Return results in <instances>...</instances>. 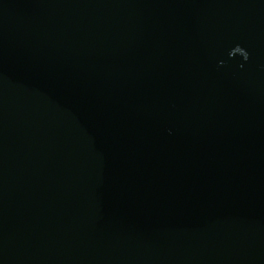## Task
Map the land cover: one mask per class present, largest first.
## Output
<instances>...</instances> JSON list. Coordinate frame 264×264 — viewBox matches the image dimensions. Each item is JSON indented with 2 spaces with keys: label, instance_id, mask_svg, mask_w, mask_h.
<instances>
[{
  "label": "water",
  "instance_id": "95a60500",
  "mask_svg": "<svg viewBox=\"0 0 264 264\" xmlns=\"http://www.w3.org/2000/svg\"><path fill=\"white\" fill-rule=\"evenodd\" d=\"M0 264H264V0H0Z\"/></svg>",
  "mask_w": 264,
  "mask_h": 264
}]
</instances>
